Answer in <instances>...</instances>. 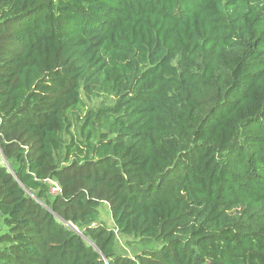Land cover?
Here are the masks:
<instances>
[{
  "label": "trees",
  "instance_id": "trees-1",
  "mask_svg": "<svg viewBox=\"0 0 264 264\" xmlns=\"http://www.w3.org/2000/svg\"><path fill=\"white\" fill-rule=\"evenodd\" d=\"M0 224V264H264V0H0Z\"/></svg>",
  "mask_w": 264,
  "mask_h": 264
},
{
  "label": "rangeland",
  "instance_id": "rangeland-1",
  "mask_svg": "<svg viewBox=\"0 0 264 264\" xmlns=\"http://www.w3.org/2000/svg\"><path fill=\"white\" fill-rule=\"evenodd\" d=\"M83 97V96H82ZM85 100L86 108H98L101 104V101H104V104H108L109 98L102 97V98H93L91 100ZM51 193H56V188L51 187L50 188ZM99 220L103 222L108 228H113L112 219L110 216V212L108 209V206L106 204H103L99 209ZM1 226V224H0ZM139 241L137 238H134L133 236H117L116 239V248L118 252H120L122 255H133L134 252H136L137 248L140 247Z\"/></svg>",
  "mask_w": 264,
  "mask_h": 264
},
{
  "label": "water",
  "instance_id": "water-1",
  "mask_svg": "<svg viewBox=\"0 0 264 264\" xmlns=\"http://www.w3.org/2000/svg\"><path fill=\"white\" fill-rule=\"evenodd\" d=\"M76 230V229H75Z\"/></svg>",
  "mask_w": 264,
  "mask_h": 264
}]
</instances>
